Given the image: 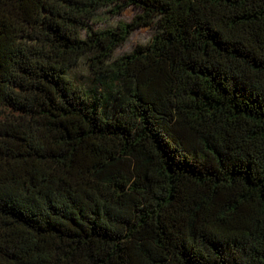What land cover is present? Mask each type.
<instances>
[{"label":"trees","instance_id":"16d2710c","mask_svg":"<svg viewBox=\"0 0 264 264\" xmlns=\"http://www.w3.org/2000/svg\"><path fill=\"white\" fill-rule=\"evenodd\" d=\"M0 264H264V0H0Z\"/></svg>","mask_w":264,"mask_h":264},{"label":"rangeland","instance_id":"374dc122","mask_svg":"<svg viewBox=\"0 0 264 264\" xmlns=\"http://www.w3.org/2000/svg\"><path fill=\"white\" fill-rule=\"evenodd\" d=\"M139 10L134 6L126 8L123 12L117 15H111L107 8L99 10L95 16V19L90 23L93 29H105L115 27L120 21H130ZM157 28L154 25L142 26L134 30L129 40L117 48L114 56L123 55L133 50L138 44H146L155 34ZM86 31H83V35ZM73 75L81 76L86 75V65L84 61L81 65L73 72Z\"/></svg>","mask_w":264,"mask_h":264}]
</instances>
